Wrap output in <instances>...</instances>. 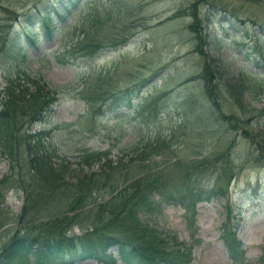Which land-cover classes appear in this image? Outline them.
Returning <instances> with one entry per match:
<instances>
[{"label":"rangeland","instance_id":"obj_1","mask_svg":"<svg viewBox=\"0 0 264 264\" xmlns=\"http://www.w3.org/2000/svg\"><path fill=\"white\" fill-rule=\"evenodd\" d=\"M36 1L0 0V20H6L1 5L23 14ZM84 4L82 12L79 7L73 9L64 22L55 18L57 28L51 38L36 26L38 47H27L28 54L19 61L0 58V91L7 78L20 70L60 88L54 112L30 129L51 130L71 180L100 169L97 164H83L80 154L106 152L100 164L116 166L113 176L118 181L162 170L171 190L183 181L194 162L231 148L236 173L227 195L197 203L193 214L156 191L152 195L154 210H141L139 218L148 225L147 233L158 235L167 250L177 245L186 251L190 256L187 264H232L223 238L224 224L230 218L248 264H262L264 150H258L242 130L256 134L264 124V0H83L79 6ZM195 4L205 28L204 53L198 52L190 29ZM108 10L113 19L105 21ZM88 14L89 19L99 16L102 20L97 33L105 38L94 57L84 56L78 47L70 52V46L84 37L81 18ZM112 39L117 43L110 42ZM207 63L217 69L213 82L204 75ZM91 75L115 93L133 88V106L112 112L111 104L102 106L103 99L89 109L82 90ZM241 80L246 89L242 102L236 104L226 86ZM3 98L0 93V101ZM146 149H157L159 154L142 165L139 154ZM219 167L201 172L199 187L212 188ZM9 171V161L0 152V179ZM95 196L102 200L110 195L100 192ZM24 203L23 191L13 189L6 194L0 206V248L25 227L18 221ZM72 232L81 233V229L75 225ZM106 253L111 256L107 260L68 256L52 264H126L117 246ZM30 261L34 264V258ZM135 264L143 263L136 260Z\"/></svg>","mask_w":264,"mask_h":264},{"label":"trees","instance_id":"obj_2","mask_svg":"<svg viewBox=\"0 0 264 264\" xmlns=\"http://www.w3.org/2000/svg\"><path fill=\"white\" fill-rule=\"evenodd\" d=\"M80 3L82 0H37L23 14L8 5H1L6 12V20H0V58L22 59L28 54L27 47H38L40 35L34 30L36 26L44 29L48 37H53L57 28L55 18H61L64 22L77 7L82 12L86 4L80 7ZM110 12H106L105 21L113 19ZM192 17L190 29L195 34L198 52L204 53L201 44L204 43L205 28L203 20L200 22L197 4L192 8ZM101 23L99 16L94 19H89V14L82 17L84 37L70 46L73 49L70 52H75L78 47L84 56L94 57L104 45L101 39L105 38H99L97 33ZM261 28L264 30V26ZM110 42L117 43L114 39ZM205 65V78L210 82L215 81L216 67L213 68L211 63ZM98 82L91 75L86 82L88 84L83 87L82 93L87 96L85 99L88 100L89 109L93 108L94 102L103 99L102 106L105 102L111 104L112 112L117 107L133 106V88L115 93ZM244 82L241 80L239 84L226 86L236 104L242 102L240 97L246 89ZM0 93L4 97L0 101V152L10 166L8 175L0 179V206L5 203L6 194L13 189L25 194V203L18 216V221L25 227L1 246L0 264H30L31 258H34V264H52L68 256L107 260L111 256L106 251L113 246L118 247L120 257L126 264H135L136 260L143 264L189 262L190 256L186 251L177 245L167 250L158 235L148 234L147 230L150 229L140 221L139 213L141 210H154L152 195L156 191L193 214L197 203L227 195L236 173L231 148L215 154L212 152L201 161L194 162L183 181L171 190L162 170H151L139 178L118 181L113 176L116 166L100 164L108 155L106 152L80 154L83 164L90 167L97 164L100 169L71 180L66 177V159L58 154L52 142L51 130L30 129L34 123L43 122L54 112L60 98V88L51 86L41 76H31L20 70L15 76L7 78ZM104 94L105 98L102 97ZM214 104L220 111V104L216 100ZM242 132L254 141L258 150H264V124L256 134L245 128ZM156 154H159L157 149L143 150L139 160L144 165L151 155ZM262 155L264 157V153ZM218 164L220 172L213 187H199L197 181L200 173ZM221 180H225V184ZM100 192L109 194V198L99 200L95 195ZM62 204L67 206L65 210H61ZM75 225L81 229V233L72 232ZM224 228L223 238L232 264H248L249 260L240 248L230 218ZM111 261L114 263V260ZM261 262L264 264V254Z\"/></svg>","mask_w":264,"mask_h":264}]
</instances>
